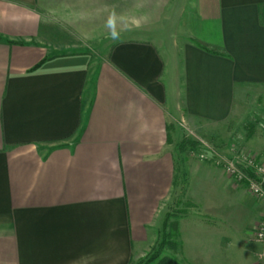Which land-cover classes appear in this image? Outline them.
I'll return each instance as SVG.
<instances>
[{
	"label": "crops",
	"instance_id": "0c3cea01",
	"mask_svg": "<svg viewBox=\"0 0 264 264\" xmlns=\"http://www.w3.org/2000/svg\"><path fill=\"white\" fill-rule=\"evenodd\" d=\"M250 111L264 0H0V264H133L176 208L179 264H264L263 203L192 178L182 211L168 142Z\"/></svg>",
	"mask_w": 264,
	"mask_h": 264
},
{
	"label": "rangeland",
	"instance_id": "374dc122",
	"mask_svg": "<svg viewBox=\"0 0 264 264\" xmlns=\"http://www.w3.org/2000/svg\"><path fill=\"white\" fill-rule=\"evenodd\" d=\"M262 120L258 122L250 111L248 114L245 113L243 119L230 124L225 134H222L223 136L216 133L213 137L203 138L202 141L201 137L192 133L181 119L169 121V143L177 155L176 180H180L176 181L178 190L175 191V194L179 193L180 195L178 207L182 211L191 208L188 203L182 200L185 188L184 180L192 178V180H233L238 183L226 172L224 161L232 160L233 156L242 149L260 151L264 148V123ZM189 140H194L198 144L192 146L189 144ZM177 210V208L171 209L172 213L166 215L164 229L162 233L160 232L157 242L133 264H157L165 257L175 259L179 251V239L172 215H175ZM239 216V213H235L228 218L227 225L234 228V233H236V227L243 226ZM234 235V242H240L241 233Z\"/></svg>",
	"mask_w": 264,
	"mask_h": 264
},
{
	"label": "built area",
	"instance_id": "2783aa9c",
	"mask_svg": "<svg viewBox=\"0 0 264 264\" xmlns=\"http://www.w3.org/2000/svg\"><path fill=\"white\" fill-rule=\"evenodd\" d=\"M224 162L226 172L236 182L246 186L250 193L263 203V212L255 231V238L264 243V148L260 151L242 149L232 160Z\"/></svg>",
	"mask_w": 264,
	"mask_h": 264
},
{
	"label": "trees",
	"instance_id": "16d2710c",
	"mask_svg": "<svg viewBox=\"0 0 264 264\" xmlns=\"http://www.w3.org/2000/svg\"><path fill=\"white\" fill-rule=\"evenodd\" d=\"M22 44V43H21ZM168 142H170L169 137H168ZM189 144H191L192 146L197 145L198 143L194 140H189L188 141ZM157 264H179L176 260H174L173 258H169V257H165L162 258Z\"/></svg>",
	"mask_w": 264,
	"mask_h": 264
}]
</instances>
